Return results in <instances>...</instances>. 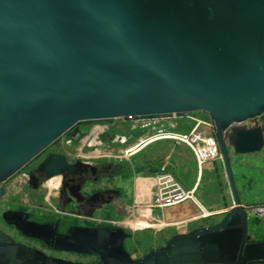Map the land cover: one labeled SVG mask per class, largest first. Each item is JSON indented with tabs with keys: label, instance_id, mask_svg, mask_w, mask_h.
<instances>
[{
	"label": "water",
	"instance_id": "95a60500",
	"mask_svg": "<svg viewBox=\"0 0 264 264\" xmlns=\"http://www.w3.org/2000/svg\"><path fill=\"white\" fill-rule=\"evenodd\" d=\"M197 112L212 123L232 207L137 258L123 228H78L74 250L95 255L91 264L263 262L230 154L264 151V0H0V184L66 133L76 140L79 123ZM67 158L47 155L30 177L53 183L74 172ZM29 226L41 241L44 225ZM28 251L8 263L88 264Z\"/></svg>",
	"mask_w": 264,
	"mask_h": 264
},
{
	"label": "flooded vegetation",
	"instance_id": "af4514ba",
	"mask_svg": "<svg viewBox=\"0 0 264 264\" xmlns=\"http://www.w3.org/2000/svg\"><path fill=\"white\" fill-rule=\"evenodd\" d=\"M78 130L80 136L77 139L80 141L84 136H81L83 131ZM63 137V142L59 143L57 140L58 142L0 184V264H10V258L31 255L29 249L73 263H95L98 260L95 255H83L74 250L80 248L77 242L78 228L117 227L106 216L112 206L107 202L114 200L119 180L123 182L127 178L123 173L122 178L119 177L123 164L98 157L86 159L68 155V163L79 161L74 172L62 173L53 183H48L43 174L36 175V178L30 177V172L47 155L67 154L74 150L76 143L75 139H71V133L68 132ZM101 184L103 189L99 187ZM53 187L59 191V195L48 194ZM65 190L74 201L65 194ZM85 190H89V194H84ZM99 213L107 219L96 218ZM68 214L72 216L67 217ZM31 222L44 225L39 232L41 241L23 233L29 230ZM125 232L129 235L128 240L132 239L131 233ZM126 240L123 242L124 248Z\"/></svg>",
	"mask_w": 264,
	"mask_h": 264
},
{
	"label": "crops",
	"instance_id": "0c3cea01",
	"mask_svg": "<svg viewBox=\"0 0 264 264\" xmlns=\"http://www.w3.org/2000/svg\"><path fill=\"white\" fill-rule=\"evenodd\" d=\"M189 115L204 120L194 113H189ZM176 120H182L187 124L176 125ZM204 121L210 122L209 120ZM190 123H193L190 119L172 116L169 123L164 124V127L182 132L189 130L187 127ZM115 124L116 121H114L113 125ZM201 127H204L202 131L205 135H209L212 132L209 127ZM112 129H107L106 126L89 128L84 137L76 142L78 145L74 146V150L69 151L67 155L84 157L86 159L98 157L109 159L116 164L124 163L119 177L122 178V173L125 174L127 172L126 184H123L124 181L119 180L120 183L117 190L121 193L127 191L128 200L122 204L117 195L114 194L113 201L117 207L116 212L118 214L115 216L120 217V219L117 220L113 215H110L111 207L108 209L110 215L108 218L114 225L126 231H145L149 233L151 243H148L147 247L143 248L138 253V256L134 258L164 246L176 233H184L218 222L226 211L232 207V197L220 160L207 161L199 168L188 147L176 145L169 141L153 143L136 154L128 156L124 151L127 148L133 147L141 138L149 135L153 130L144 131L130 145L125 146L129 137L116 135L111 132ZM102 137L105 139L102 140ZM121 137L126 139L124 144H120L118 141ZM90 140L91 143L88 145L87 143ZM91 146L102 149L114 148L116 150L113 152H93L91 154L89 151ZM85 149L88 151L84 154ZM140 154V158L133 161ZM155 161L158 163L157 168L151 165ZM161 166H165L175 181L185 190L194 189L196 203L188 200L169 208L158 209L151 207L154 192V176ZM235 184L241 199L240 186H238L236 181ZM241 202L243 205H252L242 199ZM262 203H264V198L255 202L254 205ZM202 210L209 213V216L202 218ZM103 216V214L99 213L95 217L101 220L107 219L106 216ZM217 218L219 220L215 222H208L210 219L216 220ZM131 235L133 239V234L131 233Z\"/></svg>",
	"mask_w": 264,
	"mask_h": 264
},
{
	"label": "built area",
	"instance_id": "2783aa9c",
	"mask_svg": "<svg viewBox=\"0 0 264 264\" xmlns=\"http://www.w3.org/2000/svg\"><path fill=\"white\" fill-rule=\"evenodd\" d=\"M172 116L178 118L190 119L193 121V127L188 131H175L164 127L168 124ZM132 129L139 130H153L149 135L141 138L138 143L133 147L127 148L124 153L132 156L141 151L148 145L160 141L173 142L176 145H185L192 152L197 166L200 168L207 161L220 160V155L216 145V141L212 132L205 135L203 131L199 130L201 126L209 127L212 131V123L205 122L204 120L191 117L189 114L180 115H161V116H127L120 118ZM255 121L247 122V125H253ZM115 125H111L113 128ZM108 129V127H106ZM120 144H124L126 139L121 137L118 139ZM70 142V141H68ZM91 140L88 141V145ZM154 192L152 198V208H169L179 205L185 201H192L196 203L194 197V189L185 190L178 182L175 181L173 176L166 170L165 166H161L154 176ZM247 213L252 211L256 217L264 216V203L257 205H243ZM202 218L209 216V213L202 210ZM264 234V223L262 226ZM246 264H264L263 262H250Z\"/></svg>",
	"mask_w": 264,
	"mask_h": 264
},
{
	"label": "rangeland",
	"instance_id": "374dc122",
	"mask_svg": "<svg viewBox=\"0 0 264 264\" xmlns=\"http://www.w3.org/2000/svg\"><path fill=\"white\" fill-rule=\"evenodd\" d=\"M195 115L199 116L204 120H209L207 115L202 112L194 113ZM116 121L115 126L112 129V133L116 135H124L128 138L127 143L125 146L130 145L140 134L144 131L139 129H132L126 124L122 119H114V120H107V121H95V122H88L86 124H82L80 129L83 131L84 129H91L92 127H108L110 128L111 125L114 124ZM260 122V121H259ZM176 125H186L187 123L183 122L182 120H176ZM193 127V123L188 124L189 129ZM204 127H201L199 130H203ZM64 137L59 139V143L63 142ZM58 142V141H57ZM78 145V144H76ZM97 150H101L102 152H113L114 148L111 149H102L96 148L94 146L90 147V152H95ZM87 149L84 150V154L87 153ZM141 156L138 155L133 159V161L139 159ZM230 162L232 166V171L235 177V181L240 186V195L242 196L243 201H247L254 205L255 202L264 198V151L255 154H248V155H234L230 154ZM152 163V162H151ZM121 164V163H120ZM124 164V163H122ZM222 164V163H221ZM152 167H158L157 161L151 164ZM125 176H128V173H125ZM243 188V189H242ZM41 199V198H40ZM117 220L120 219L118 216H114ZM256 218L252 211L247 213V221H248V234L253 236L255 240L262 241L264 240V234L262 231V226L264 223V217H257L261 222L258 225L253 224V219ZM219 220L210 219L208 222H215ZM209 223V224H210ZM192 227V226H190ZM128 232L133 234V239L125 241V249L130 254L132 258L138 256V253L145 247L147 244L151 243L150 235L148 232L139 231V232Z\"/></svg>",
	"mask_w": 264,
	"mask_h": 264
},
{
	"label": "trees",
	"instance_id": "16d2710c",
	"mask_svg": "<svg viewBox=\"0 0 264 264\" xmlns=\"http://www.w3.org/2000/svg\"><path fill=\"white\" fill-rule=\"evenodd\" d=\"M86 123H88V122L79 123V124H78V128L80 129V127L82 126V124H86ZM86 133H87V129H84L83 132L81 133V136H84ZM104 139H105V138L102 137V140H104ZM78 140H79V139H76V140H74V142L76 143V142H78Z\"/></svg>",
	"mask_w": 264,
	"mask_h": 264
},
{
	"label": "bare ground",
	"instance_id": "6f19581e",
	"mask_svg": "<svg viewBox=\"0 0 264 264\" xmlns=\"http://www.w3.org/2000/svg\"><path fill=\"white\" fill-rule=\"evenodd\" d=\"M95 152H102V151H101V150H97V151H95ZM92 153H93V152H92ZM92 153H91V154H92ZM90 158H91V157H90ZM55 179H56V178H55ZM48 187H49V186H48ZM14 193H15V192H14ZM23 194H24V193H23Z\"/></svg>",
	"mask_w": 264,
	"mask_h": 264
}]
</instances>
